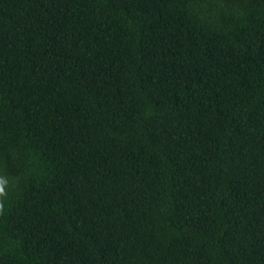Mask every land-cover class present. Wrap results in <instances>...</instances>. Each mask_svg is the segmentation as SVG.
Here are the masks:
<instances>
[{"label": "trees", "instance_id": "1", "mask_svg": "<svg viewBox=\"0 0 264 264\" xmlns=\"http://www.w3.org/2000/svg\"><path fill=\"white\" fill-rule=\"evenodd\" d=\"M0 264H264V0H0Z\"/></svg>", "mask_w": 264, "mask_h": 264}]
</instances>
